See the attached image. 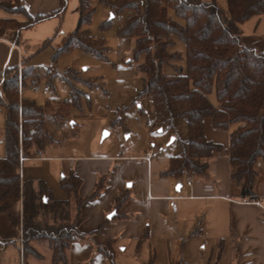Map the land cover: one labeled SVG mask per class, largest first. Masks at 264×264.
Listing matches in <instances>:
<instances>
[{
	"label": "trees",
	"instance_id": "16d2710c",
	"mask_svg": "<svg viewBox=\"0 0 264 264\" xmlns=\"http://www.w3.org/2000/svg\"><path fill=\"white\" fill-rule=\"evenodd\" d=\"M95 1L78 0L76 28L56 49L55 57L78 48L105 58L106 39L91 34L86 28L96 11ZM101 1L114 14L128 13L117 29V36L135 39L127 62L135 63L136 71L143 74L138 98H146L170 129H176L179 118L187 121L188 136L181 140V153L171 157L165 174L174 177L205 175L209 159L222 145L207 139L204 119L212 118L218 128L238 123L230 134L231 178L240 186L243 198L256 199L257 164L262 160L264 166V52L244 42L241 25L264 15V0ZM69 5L70 0H60L55 10L30 15L25 22L2 18L0 35L14 29L19 40L23 29L53 18L61 27ZM0 6L9 12L27 11L21 0H0ZM170 10L185 23L173 19ZM110 23L111 19L106 20L103 27ZM173 36L186 45L185 66L173 63L183 59L180 52L171 50L175 45ZM50 40L46 39L43 46ZM141 56L144 59L139 62ZM167 65L175 72H165ZM28 79L33 83L39 79L33 67L23 69V84ZM213 91L217 104L209 96ZM82 96L83 92L73 87L66 100L51 99L41 106L20 98L17 66L5 67L0 79V109L6 114V155L0 157V213L11 212L21 201L23 252L25 256L34 254V242H47L52 250V264L67 261V249L74 240L93 235L81 232L76 225L86 199L79 195L82 178L74 171L62 175L60 185L68 197L56 199L46 181L21 177L20 157L41 156L46 143L53 141L47 127L48 116L67 118L70 108L78 105ZM112 123L124 125L119 118ZM102 184L101 178L91 196L99 193ZM127 197L126 193L118 195L116 207ZM10 216L21 225L15 215ZM0 241L10 240L0 238ZM97 250L104 254L105 264H119L114 240L98 244ZM143 264H153V261Z\"/></svg>",
	"mask_w": 264,
	"mask_h": 264
},
{
	"label": "crops",
	"instance_id": "0c3cea01",
	"mask_svg": "<svg viewBox=\"0 0 264 264\" xmlns=\"http://www.w3.org/2000/svg\"><path fill=\"white\" fill-rule=\"evenodd\" d=\"M21 2L26 12H9L0 6V19L14 18L25 22L30 15L45 14L60 5V0ZM72 3L73 12L68 22L70 28L77 24L79 19L78 0H73ZM172 11L170 10V16L184 24V19L176 14L175 16ZM56 21L57 19L53 18L32 28L23 29L19 40H16L14 29H8L0 35V79L5 67L17 66L23 71L25 62L35 52L31 44L33 31L39 27H47L50 31L51 26L46 25L57 24ZM241 31L247 45L264 52V15L244 22ZM68 32L63 35V42ZM118 38L116 60L118 71L121 72L119 75L143 77L142 73H137L135 64L125 63L126 58L131 56L130 51L134 47L135 39ZM173 38L175 45L180 43L177 36ZM180 45L182 54L184 46L181 43ZM74 53H79V49H73L71 54ZM181 61L173 63H185ZM47 71L54 72V68L49 66ZM164 71L175 72L172 66H168L167 71L164 68ZM28 81L29 79L25 84L19 82L20 98H25V90L29 88ZM209 96L214 104L218 103L215 91ZM137 100L148 101L146 98ZM148 105L154 113V120L149 128L150 139L153 140L151 146L136 153L119 151L113 155L79 156V164L70 165L66 174L74 171L82 178L79 195L86 198L76 225L81 232L93 235L74 240L67 249V261L61 264H105V256L97 250V245L106 244L111 240H114L116 261L119 264H143L149 260H152L153 264H264L262 160L257 164L259 173L255 183L258 195L256 199L243 198L240 186L231 178L230 134L239 124L233 123L228 128H218L212 118H205V136L208 140L221 144L222 149L215 151L209 159L210 165L205 175L169 176L165 172L170 166L171 157L181 153V140L188 136V124L186 121L183 126V118H179L176 129H170L158 117L149 101ZM141 112L145 114L146 110L141 109ZM0 115H4L6 127L5 111L0 109ZM68 122V118L64 120V123ZM159 125H162L160 134H155L153 130ZM129 133L130 136L132 132ZM43 158L45 156L42 154L34 158L26 157L21 161V177H42L43 175H36L31 171L29 177H26L25 162L44 160ZM47 172L49 173L46 182L50 184L49 176L57 177L58 171L53 169ZM101 178V190L96 196H91ZM123 193L128 194V197L117 208V196ZM55 198L66 199L56 196ZM172 201L175 202L174 206L171 205ZM11 214L16 215L12 211L0 213V238L10 240L0 241V248L18 239L21 253V227L13 222ZM99 228L100 231L96 232ZM34 246L36 251L29 259L30 264H52V250L49 244L34 242Z\"/></svg>",
	"mask_w": 264,
	"mask_h": 264
},
{
	"label": "rangeland",
	"instance_id": "374dc122",
	"mask_svg": "<svg viewBox=\"0 0 264 264\" xmlns=\"http://www.w3.org/2000/svg\"><path fill=\"white\" fill-rule=\"evenodd\" d=\"M72 2L73 0L70 1V10L61 27L57 20V24L46 25L51 26L50 31L46 29L47 27L43 29L39 27L33 31L31 44L35 52L25 62V67H33L39 73L38 81L33 83L29 80V88L25 90V98L37 105H46L51 100L50 98L64 101L70 97L73 87L83 92L79 104L70 108L68 123H64L67 118L61 119L52 114L47 118V127L53 141L45 145L42 153L45 156L44 160L25 162L26 177H29L31 171L36 175H43V178L39 176V179L46 181L49 173L47 171L53 169L58 171V176H49L50 184L48 182V185L53 187L56 194L54 196L58 198L68 197L61 188L60 179L69 171L71 164L72 166L79 164L81 160L79 156L113 155L119 151L136 153L144 151L153 143L150 139L149 128L151 121L154 120V113L149 109L148 101L137 100L143 87L142 77L140 75L137 78L121 76L117 67L116 52L119 43L117 29L128 13L114 14L111 17L113 13L111 9L101 0H96V11L87 28L91 34L106 39L105 58L80 49L77 54H71L72 50H70L55 57L56 49L62 45L63 35L69 29L71 30L68 33L72 32L77 25L75 24L72 28L68 25L73 12ZM172 14L175 15L174 11ZM108 19H111V23L104 28L103 23ZM48 38H51L50 42L43 46ZM178 41L184 46V52L181 54L183 61L178 60L177 62H185L182 64L185 66L186 45L179 38ZM180 43L174 45L171 50L181 53ZM130 53H132V48ZM130 58L131 56L126 58V64H129L127 61ZM143 59L141 56L139 62ZM49 66L54 68V72L47 71ZM164 68L167 71L168 65ZM18 77L22 84L23 71L20 69H18ZM140 103L142 106H139ZM119 109L122 110L118 113ZM141 109L146 110V113L142 114ZM4 118V115H0V157L6 155ZM115 118L122 120L124 125L112 123ZM185 123L186 119L183 118L182 125ZM161 126H155L153 130L155 134H160ZM106 131L108 134L104 137ZM129 131L132 132L130 136ZM23 166L24 162L22 170ZM12 212H15V217L21 221L22 232L23 206L21 201L15 205ZM0 253L1 264H30L29 259L32 256V254L25 256L23 248L20 253L18 239L4 244L0 248Z\"/></svg>",
	"mask_w": 264,
	"mask_h": 264
},
{
	"label": "built area",
	"instance_id": "2783aa9c",
	"mask_svg": "<svg viewBox=\"0 0 264 264\" xmlns=\"http://www.w3.org/2000/svg\"><path fill=\"white\" fill-rule=\"evenodd\" d=\"M33 131H34V130H31V132H33ZM20 158H21V161H23L26 157H24V156L21 155ZM171 205L174 206V205H175V202L172 201V202H171Z\"/></svg>",
	"mask_w": 264,
	"mask_h": 264
},
{
	"label": "water",
	"instance_id": "95a60500",
	"mask_svg": "<svg viewBox=\"0 0 264 264\" xmlns=\"http://www.w3.org/2000/svg\"><path fill=\"white\" fill-rule=\"evenodd\" d=\"M113 15H114V13L111 14V17H112ZM107 134H108V132L106 131V132L104 133V137L107 136Z\"/></svg>",
	"mask_w": 264,
	"mask_h": 264
}]
</instances>
